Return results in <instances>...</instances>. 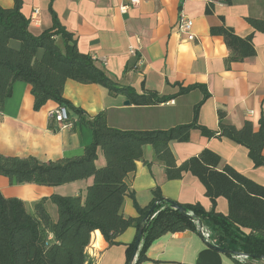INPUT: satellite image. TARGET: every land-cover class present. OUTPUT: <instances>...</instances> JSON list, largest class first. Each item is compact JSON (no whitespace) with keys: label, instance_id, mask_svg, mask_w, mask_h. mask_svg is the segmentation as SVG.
<instances>
[{"label":"crops","instance_id":"obj_1","mask_svg":"<svg viewBox=\"0 0 264 264\" xmlns=\"http://www.w3.org/2000/svg\"><path fill=\"white\" fill-rule=\"evenodd\" d=\"M21 12L30 19L32 10L39 15L29 24L34 36L51 26L48 0H21ZM208 0H139L136 6L121 8L125 0H54L52 8L61 25L73 35L79 53L89 55L109 78L141 94L142 88L159 96L178 92L183 87L205 86L209 98L198 112V124L212 131L218 130V112L225 114V122L240 129L245 121L258 129L264 117V32L254 30L246 19L264 23V0H231L227 5L214 3L213 13H204ZM12 0H0V7L11 8ZM184 13L192 21L194 42L186 41L176 29L178 16ZM241 38L253 35L254 56L226 66L228 50L222 37L210 35V29L222 24ZM60 42L59 38H56ZM136 51L135 56L130 49ZM141 65H138V60ZM104 60V62H103ZM63 96L80 108L87 118L105 112L109 127L121 131L167 130L188 124L193 107L202 94L195 90L156 106H134L125 97H112L108 91L94 84L66 81ZM57 104L48 101L39 111L33 110L30 86L16 82L13 93L0 111V154L20 158L34 157L40 162L56 161L82 154L92 140L91 131L79 123L78 116L68 109L71 129H50V117ZM54 127L57 128L56 124ZM169 149L177 165L207 149L220 157L221 171L229 166L239 174L264 187V167L254 168L247 150L227 139H206L197 130L190 132L187 143L170 142ZM264 155V147L262 151ZM145 162L150 163L148 167ZM105 160L98 150L95 166L101 168ZM92 178L47 187L34 184L10 185L0 176V193L5 198L21 200L28 213L34 205L53 194L83 196ZM125 183L139 207L145 208L152 191L159 188L164 200L181 205H200L206 212L211 203L204 188L194 176L184 173L179 180L168 181L164 166L157 162L151 146L142 148V160ZM164 206V205H163ZM162 206V208H163ZM45 208L53 221L56 208L50 202ZM215 212L227 215L225 199L216 200ZM124 218L137 217L133 202L126 197L122 205ZM137 232L128 228L109 247L98 231L90 237L85 256L91 264H126V248L135 241ZM147 260L141 264H242L223 254L196 232L166 234L156 239L146 251ZM251 264H264L263 260Z\"/></svg>","mask_w":264,"mask_h":264},{"label":"trees","instance_id":"obj_2","mask_svg":"<svg viewBox=\"0 0 264 264\" xmlns=\"http://www.w3.org/2000/svg\"><path fill=\"white\" fill-rule=\"evenodd\" d=\"M12 1L11 8L0 7V111L12 96L14 84L22 82L30 86L34 111H39L48 101L65 106L91 131L92 140L81 155L56 161L40 162L34 157L0 154V176L10 185L56 187L89 178L92 183L83 196L53 194L41 199L34 205L33 213L26 211L21 200L5 198L0 193V264H91L86 260L85 249L94 231L111 247L118 245V236L131 227L137 233L142 229V237L134 261V242L127 246L126 264H141L147 260L150 245L163 235L184 231L201 235L197 221L208 232L212 247L230 251L234 258L245 256L247 260L242 264L264 259V187L229 166L219 171L220 157L210 150L204 149L177 165L169 149L170 142L187 143L190 132L197 130L206 139L224 138L244 147L254 168L264 167V117L259 119L257 130L249 121L237 129L227 124L225 114L219 111L218 130H209L197 120L200 107L209 98L205 86L183 87L178 83L175 84L178 92L172 96H159L144 88L139 94L113 81L89 55L78 52L73 35L61 25L52 8L54 0H48L51 26L38 36L28 29L30 20L21 12L22 1ZM217 2L231 4V0H208L204 13L211 15ZM220 21V26L210 29V35L222 37L228 50L226 66L254 56L253 35L241 38L225 26L223 18ZM246 21L254 30L264 32L263 21L250 18ZM68 80L99 85L110 96L125 97L138 107L160 105L195 90L202 98L194 105L188 124L167 130L121 131L108 126L104 111L87 118L80 108L64 98V85ZM54 125L50 118V129L57 131ZM146 145L152 147L155 160L164 166L168 181L179 180L184 173L198 179L211 203L210 211L206 212L198 204H178L194 217L189 220L163 199L159 188L152 191L147 207L138 206L125 179L142 160V148ZM98 150L105 160L101 168L95 166ZM145 165L149 167L150 163L145 162ZM126 197L132 200L137 217L122 215ZM218 198L226 200L227 215L215 212ZM47 201L56 208L55 221L46 211ZM152 207L154 210L149 213Z\"/></svg>","mask_w":264,"mask_h":264},{"label":"built area","instance_id":"obj_3","mask_svg":"<svg viewBox=\"0 0 264 264\" xmlns=\"http://www.w3.org/2000/svg\"><path fill=\"white\" fill-rule=\"evenodd\" d=\"M125 1H126V5H124L121 8L122 12H125L128 6H136L139 4V0H125ZM38 15H39V10L37 8L33 9L32 14L29 19L30 22H33ZM176 29L179 34H184L186 36V41L194 42L196 40V37L192 33V21L182 12H180L178 16ZM130 54L135 56L136 54L135 49L131 48ZM138 65H141L140 59L138 60ZM50 118H52L53 122L56 124L57 129H71L72 127L70 117H69V112L65 106H57V108L51 114ZM199 231L202 237L204 238V240L209 243L210 239H209L208 232L203 230L201 227L199 228ZM235 258L241 263H245V261L247 260L246 257L243 255H238Z\"/></svg>","mask_w":264,"mask_h":264},{"label":"water","instance_id":"obj_4","mask_svg":"<svg viewBox=\"0 0 264 264\" xmlns=\"http://www.w3.org/2000/svg\"><path fill=\"white\" fill-rule=\"evenodd\" d=\"M124 105L125 106H128L129 105V101H125L124 102ZM167 203L173 208L175 209L176 211H178L183 217L189 219V220H194V217L192 215H190L189 213H187L185 211L184 208H182L180 205H178L177 203L175 202H171V201H167ZM154 210V207L151 208V210L149 211V213H151L152 211ZM199 227H201V222L197 221ZM141 237H142V229H140L137 233V236L135 238V241H134V247H133V255H132V261H134L135 259V256H136V253H137V250L139 248V245H140V240H141ZM217 251L223 253V254H226V255H230L231 252L230 251H227V250H223V249H220L218 247H214ZM257 259H260V260H264L263 258H257Z\"/></svg>","mask_w":264,"mask_h":264}]
</instances>
